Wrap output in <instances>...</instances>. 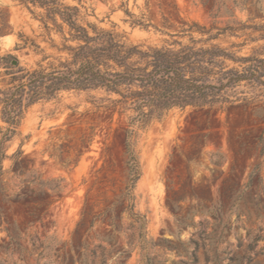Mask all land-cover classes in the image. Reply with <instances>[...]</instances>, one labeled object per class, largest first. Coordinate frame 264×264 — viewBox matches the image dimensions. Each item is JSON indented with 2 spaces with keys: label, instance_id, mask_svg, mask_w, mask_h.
<instances>
[{
  "label": "rangeland",
  "instance_id": "1",
  "mask_svg": "<svg viewBox=\"0 0 264 264\" xmlns=\"http://www.w3.org/2000/svg\"><path fill=\"white\" fill-rule=\"evenodd\" d=\"M62 1L78 5L85 21L148 46L187 42L179 32L191 22L264 24V0H217L215 18L203 0ZM43 11L0 0V55L18 60L12 69L0 67V87L18 67L69 59L62 35L41 22ZM250 32L219 42L242 43ZM262 45L247 40L232 49L249 54ZM102 98L101 90L72 89L40 100L4 143L8 156L21 146L32 182L24 189L28 173L15 176L12 159H4L9 199L0 203V264H264V107L173 109L134 127L131 203L145 225L139 229L122 212L112 230L100 213L128 204L120 198L128 180L127 118L97 108ZM4 127L0 118V135Z\"/></svg>",
  "mask_w": 264,
  "mask_h": 264
},
{
  "label": "trees",
  "instance_id": "2",
  "mask_svg": "<svg viewBox=\"0 0 264 264\" xmlns=\"http://www.w3.org/2000/svg\"><path fill=\"white\" fill-rule=\"evenodd\" d=\"M19 2L28 9L36 6L44 10L39 15L41 22L46 28L51 23L62 35V49L67 51L69 59L7 72L11 78L0 87V118L5 124L0 135V203L9 199L3 180L7 173L4 159H12L15 176L28 173L21 146L8 156L4 143L16 134L31 105L51 99L61 91L101 90L105 104H99L97 108L111 109L112 114L127 118L124 148L128 180L120 198L128 204L111 205L100 213L112 230L118 228L122 212H126L139 229L145 225L144 216L134 212L131 203V192L138 178V163L131 142L134 127L144 129L154 120H162L173 109L264 107V45L249 54H239L238 50L232 49L247 40L264 41V24L237 22L234 26L236 22L233 21V24L217 26L213 21L207 26L191 22L179 32V35L188 36L187 42L174 39L168 45L148 46L133 43L124 33L114 29H104L85 21L78 5H69L62 0ZM203 3L209 5L213 18L219 15L217 0H203ZM247 29L251 32L243 33L246 38L242 43L224 46L219 42L226 37H240L237 32ZM193 32L198 37L193 36ZM252 32H258V35L252 37ZM12 60L16 59L9 53L0 55V67L12 69L15 66ZM255 140L261 145L262 135ZM263 151L261 145L260 153ZM31 182L29 172L22 178L23 188L28 190ZM84 214L83 210L75 232L82 224Z\"/></svg>",
  "mask_w": 264,
  "mask_h": 264
},
{
  "label": "water",
  "instance_id": "3",
  "mask_svg": "<svg viewBox=\"0 0 264 264\" xmlns=\"http://www.w3.org/2000/svg\"><path fill=\"white\" fill-rule=\"evenodd\" d=\"M18 63V60L16 59V60H12V64L13 65H16Z\"/></svg>",
  "mask_w": 264,
  "mask_h": 264
}]
</instances>
